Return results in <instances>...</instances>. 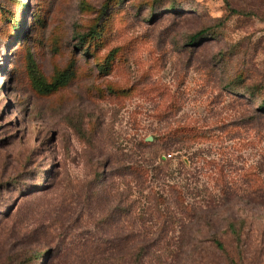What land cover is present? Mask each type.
<instances>
[{
    "label": "rangeland",
    "instance_id": "rangeland-1",
    "mask_svg": "<svg viewBox=\"0 0 264 264\" xmlns=\"http://www.w3.org/2000/svg\"><path fill=\"white\" fill-rule=\"evenodd\" d=\"M0 264H264V0H0Z\"/></svg>",
    "mask_w": 264,
    "mask_h": 264
},
{
    "label": "trees",
    "instance_id": "trees-1",
    "mask_svg": "<svg viewBox=\"0 0 264 264\" xmlns=\"http://www.w3.org/2000/svg\"><path fill=\"white\" fill-rule=\"evenodd\" d=\"M227 7H229V3H226ZM233 11V10H232ZM202 32H200L199 34H201ZM197 34H195L194 36H192V38H195ZM215 245L219 250H223V246L222 243L215 240Z\"/></svg>",
    "mask_w": 264,
    "mask_h": 264
},
{
    "label": "water",
    "instance_id": "water-1",
    "mask_svg": "<svg viewBox=\"0 0 264 264\" xmlns=\"http://www.w3.org/2000/svg\"><path fill=\"white\" fill-rule=\"evenodd\" d=\"M147 140H151V137H148Z\"/></svg>",
    "mask_w": 264,
    "mask_h": 264
}]
</instances>
